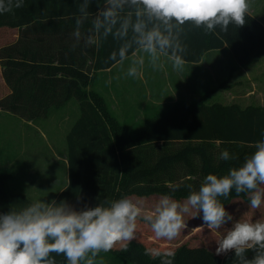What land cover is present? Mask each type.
Instances as JSON below:
<instances>
[{"label":"trees","instance_id":"trees-1","mask_svg":"<svg viewBox=\"0 0 264 264\" xmlns=\"http://www.w3.org/2000/svg\"><path fill=\"white\" fill-rule=\"evenodd\" d=\"M51 1L57 0H25L23 7L0 13V27L23 28L17 46L0 50L12 90L0 99V108L37 120L49 116L53 106L61 107L73 97L78 99L81 115L67 135L69 183L55 199L57 202L67 200L78 207L95 205L99 200L124 195L167 194L177 185L174 195L183 198L188 194L186 185L198 187L207 174H224L238 166L254 152V143L264 139V106L208 104L204 98L176 103L148 116L139 131H130L105 98L89 90L91 73L113 66L107 60L112 52L111 38L103 41L98 51L86 53L43 52L39 46L30 48L36 40L24 41L25 32L34 28L40 31L44 24L41 19L77 13L78 5ZM91 10L95 11L96 6ZM252 16L243 27L230 25L227 33L192 29L195 51L186 53V59L199 61L205 50L228 45L238 64L259 62L264 57V24ZM225 149L234 159H219ZM8 181L9 173L0 171L1 212L35 201L10 193ZM239 197L248 200L247 194L233 192L224 203ZM147 249L144 243L133 240L127 250L117 247L97 259L111 264H161L160 257L146 254ZM172 251V264H233L234 259V252L216 255L205 245L183 243ZM56 260L57 264H66L63 256Z\"/></svg>","mask_w":264,"mask_h":264},{"label":"clouds","instance_id":"clouds-1","mask_svg":"<svg viewBox=\"0 0 264 264\" xmlns=\"http://www.w3.org/2000/svg\"><path fill=\"white\" fill-rule=\"evenodd\" d=\"M25 0H0V13L21 8ZM73 48H99L111 38L116 47L107 57L126 76L141 78L145 69L165 71L168 64L182 72L192 29L205 33L243 27L252 16L253 0H73ZM96 10L92 11V5ZM90 27L85 29V24ZM254 152L224 174H207L198 187L186 185L188 194L177 198L179 185L154 200L124 195L78 207L67 200H35L0 212V264H96L101 253L127 250L147 226L159 241L175 240L199 218L216 236V255L234 252L233 264H264V139ZM219 159H234L227 149ZM247 194L248 211L235 218L224 200L232 193ZM252 255L249 256L248 253ZM146 254L172 264L175 253L149 248Z\"/></svg>","mask_w":264,"mask_h":264},{"label":"crops","instance_id":"crops-1","mask_svg":"<svg viewBox=\"0 0 264 264\" xmlns=\"http://www.w3.org/2000/svg\"><path fill=\"white\" fill-rule=\"evenodd\" d=\"M50 3L65 5L68 4V6L78 5L77 3H74L73 0H57L51 1ZM261 3L264 5V0H262ZM48 5L50 4L48 3ZM95 6L96 5L93 4L92 8ZM256 7L257 4L254 3L252 7V15H254L264 24V12H257ZM76 14L60 15L41 19L43 20L42 22H44V24H42L40 31L34 30L35 28L32 31L26 30L27 32L24 33V41L36 40L30 43V48L34 49L39 46L41 48V51L43 52L46 51V49H50L51 51L57 53H86L93 50L98 51L97 47H85L82 42L79 46L73 48V44L75 41L72 33L75 29ZM88 27H90V22L85 24V29ZM22 29L23 28L9 26L0 27V50L11 45L17 46V42L21 37L20 34L23 32ZM191 32L192 30L188 32L185 38V43L188 45V51L186 53L188 54L195 51V48H192L193 40ZM111 43L112 48H110V51H112L116 47V44L113 40L111 41ZM263 59L264 57L260 61H262ZM260 61L257 63H260ZM90 62L91 61H89L88 63ZM257 63L246 65L238 64L231 49L228 47V45H225L221 48H212L205 50L202 58L199 61H191L186 59V64L182 72L174 71L170 64L167 65L165 71H153L150 68H146L142 77L140 78L141 83L145 85V90L143 91L141 97L143 102L139 106V109H137L138 117H140L142 114V117L144 118V113H147V111V115L153 116L155 114H158L161 110H166L176 103L200 101L202 98L206 99L207 102L212 96H216L219 90V86H222L228 79L232 80L233 72H235V70L240 69L242 71H245L246 75H248L247 69L251 68V65H255ZM126 69L127 63H125L123 68L118 65H113L112 67L107 69L94 71L91 73L92 80L89 86V90H95L105 98L107 104L114 112L115 116L119 119V121H121V118L123 120L124 118H126L127 112L130 109V106L126 104V101L131 100V92L129 93L127 90H125V79L121 83L115 82V79L119 78L120 76L126 75ZM115 72H118V76L116 78L113 77ZM100 73L102 74V79H98V75ZM246 78L250 80L248 76H246ZM110 80H112V84L108 82ZM94 83L98 86L107 87L109 85H114L115 83L118 84L119 86H121L122 90L120 92V98L118 99L117 96L111 94L107 99L102 91H100L99 89V91L95 89ZM250 90L251 88H249V92ZM133 91H137L136 87ZM11 92L12 90L7 83V79L4 74L2 58L0 56V99L7 96ZM249 92L246 94L247 101L251 100V94ZM125 95H127V98ZM120 103H123V105L121 106ZM232 103L240 104L239 102H230L229 104ZM222 104L224 103L222 102ZM249 105L260 104L248 102V105L246 106ZM140 107L144 111L140 109ZM74 111L75 112L70 118V120L72 119L71 122H76L81 115V108H78L77 110L75 109ZM18 116V114L0 108V131H5L6 128L7 130L12 131L11 125L17 129ZM2 118L4 122L2 121ZM12 119L15 124H12ZM123 124L126 125V123ZM5 135L2 132L0 138L4 140L5 147L10 150V157L8 162L11 166V171L9 172L8 191L10 193L24 195L28 198H31L32 200L45 199L50 201L52 199H56L69 183L68 150H66V147L63 148V154H60L59 152H55L54 154L56 160H63L66 162V179L65 181L59 183L61 187H57L58 189L56 193L51 194L49 193V188L51 185V175L49 171L50 165L49 157L47 156L51 157L49 149L54 148L55 150V146H53V144H50V141L46 136L44 137L45 142H39V144H41L40 150H31L32 145L35 143L32 144L30 142H26V140L25 142L18 144L16 140H11L10 133L8 141L5 139ZM45 151L47 156L44 155ZM54 163L57 164V162ZM30 165H33L34 167L30 168ZM35 166H37V168H35ZM202 245L204 244H199L197 246ZM205 246L209 247L214 252L217 247L216 244ZM96 264L111 263L107 260L100 262L97 259Z\"/></svg>","mask_w":264,"mask_h":264},{"label":"rangeland","instance_id":"rangeland-1","mask_svg":"<svg viewBox=\"0 0 264 264\" xmlns=\"http://www.w3.org/2000/svg\"><path fill=\"white\" fill-rule=\"evenodd\" d=\"M262 0H253L254 3L257 4V12H264V5L261 3ZM264 17V16H263ZM21 36V34H20ZM19 36V37H20ZM22 38V37H20ZM19 42V44H21ZM248 75H246L245 71L235 70L233 72L232 80H227L224 82L222 86H219V90L216 96H212L207 103L213 102H223L224 104H229L230 102H239L240 105L245 107L248 105V102H254L260 104V106H264V59L255 65H251V68L247 69ZM118 72H115L113 77H117ZM248 76L250 80L246 78ZM112 77V78H113ZM98 79H102V74L98 75ZM125 79V90L129 93L131 92V100L126 101V104L130 106L129 111L127 112L126 118L124 120L121 118L123 123H126L127 127L132 132H137L142 128L145 124V119L149 116L147 113H144V118L142 114L138 117L137 109L143 102L141 99L143 91L145 90V85L141 83L140 78H128V76L123 75L119 78L115 79V82L121 83ZM112 84V80L108 81ZM95 89H99L108 99L109 95L113 94L120 98L121 86L118 84L107 86H98L94 83ZM136 87L137 91L134 92V88ZM249 88H251L249 92ZM98 90V91H99ZM251 94V100L247 101L246 94ZM137 93V94H136ZM108 95V96H107ZM127 98V95H125ZM233 97V98H232ZM110 99V98H109ZM122 106L123 103H120ZM80 108L79 101L76 97H73L69 102L65 103L61 107H52L50 109L49 116L42 117L37 120H27L21 116H18L17 129L11 125V130H7V128L0 131V135L3 132L5 135V139L8 141L11 135V140H16L18 144L23 142L35 143L32 145L31 150H40L41 144L39 142L44 141V137L47 136V139L50 141V144L55 146L54 148L49 149L50 156L49 157V171L51 175V185L49 188V193H56L57 187H61L59 183L65 181V173H66V162L63 160L55 159V152H59L63 154V148H67V135L70 132L74 122H71L74 110ZM140 109H142L140 107ZM143 110V109H142ZM165 110V109H164ZM161 110L160 112H163ZM144 111V110H143ZM143 113V112H142ZM14 118V117H13ZM3 121V118H2ZM4 122V121H3ZM12 124L15 122L12 119ZM140 124V125H139ZM10 133V135H9ZM30 147V144H29ZM44 150V149H41ZM10 150L5 147L4 140L0 138V171H5L9 173L11 171V166L9 164ZM65 157V156H64ZM54 162H57L55 164ZM33 165H30V168H33ZM37 168V166H35ZM133 198H140L145 200H154L160 196V194H150L145 196L138 195H130ZM228 210L233 213L235 218H239L245 212L248 211V200L244 198H234L229 203L226 204ZM256 216L264 215V206L261 209L256 210L255 213H250ZM202 221L199 218L188 219V227L185 231H183L179 237L172 241H159L157 240L150 229L147 226H143L141 233L137 236V239L142 243H144L148 248H158L159 250L167 251L175 248L183 243H187L190 245H215L216 236L210 234V231L201 225Z\"/></svg>","mask_w":264,"mask_h":264}]
</instances>
